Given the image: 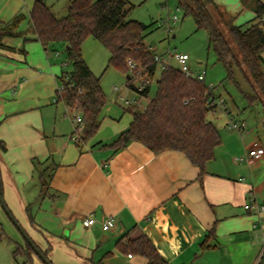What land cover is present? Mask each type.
<instances>
[{"label":"crops","instance_id":"1","mask_svg":"<svg viewBox=\"0 0 264 264\" xmlns=\"http://www.w3.org/2000/svg\"><path fill=\"white\" fill-rule=\"evenodd\" d=\"M71 1H65L64 14L48 7L64 17ZM259 1L264 6V0ZM33 3L0 0V30L17 16L27 21L26 29L17 27L20 37L0 35L1 195L33 245L50 264H147L140 256L129 258L116 246L123 237L144 235L164 264H195L202 251L216 248L211 243L243 258L244 264L254 263L264 233L258 217L264 219V212L258 216L244 206L251 200L264 206V156L254 162L235 163L234 159H247L254 140L264 148L256 120L257 128L247 130L245 123L243 133L228 129L223 133L201 180L197 168L179 152L153 154L130 143L114 153L109 145L131 123L128 108L122 113L129 115L128 121L108 116L111 121L104 130L77 146L55 102L59 77L67 72L65 58L55 56L66 47L58 44L44 50L35 40L28 30ZM243 3L240 0V9L254 12L252 4ZM81 54L86 63L82 46ZM255 105L253 109L264 113V105ZM41 173L49 182L44 193ZM2 216L0 211L1 222ZM85 218L94 219L95 226L83 228ZM109 218L115 228L105 233L101 223ZM11 237L18 244L13 258L22 254L23 264L38 258L33 251L26 253L23 238L18 243Z\"/></svg>","mask_w":264,"mask_h":264},{"label":"trees","instance_id":"2","mask_svg":"<svg viewBox=\"0 0 264 264\" xmlns=\"http://www.w3.org/2000/svg\"><path fill=\"white\" fill-rule=\"evenodd\" d=\"M207 4L206 0H177V9H181L184 16L193 18L197 30L207 32L208 50L214 53L216 62L226 70L227 79L235 84L248 105H264V23L260 21L264 16V6L257 0L254 5L257 22L243 28L233 25L232 19L211 6L214 16ZM131 8L128 0H72L66 16L57 17L40 0H34L32 5L28 30L35 40L44 50H52L58 44L66 47V65H71V71L63 72L59 77L60 89L55 94V102L80 114L82 128L75 140L77 146L95 136L105 106L99 78L92 74L82 58L81 46L87 38H92L107 50V67L116 69L125 78L128 76L126 86L132 92L135 89L133 79L128 74V62L140 67L151 81L155 77V54L144 45L148 26L128 19ZM21 20L22 17L17 16L3 25L0 35L20 37L16 30ZM219 24L233 41L240 61ZM235 67L240 69V83L234 78ZM141 95L148 98L149 88ZM208 99L209 93L204 83L189 79L178 69L168 67L159 73L155 95L145 108H128L131 123L109 147L117 153L130 143H138L153 154L179 152L197 168L201 180L206 165L214 160L215 150L221 145L217 128L207 119L211 111L207 105ZM39 181L41 193H44L49 182L43 173ZM1 237L0 234V241ZM116 246L127 255L140 256L147 264L165 263L144 235L135 239L123 237ZM25 251L29 254L32 249L25 244ZM13 254H16V250Z\"/></svg>","mask_w":264,"mask_h":264},{"label":"rangeland","instance_id":"3","mask_svg":"<svg viewBox=\"0 0 264 264\" xmlns=\"http://www.w3.org/2000/svg\"><path fill=\"white\" fill-rule=\"evenodd\" d=\"M43 1L47 6H51L56 14L65 13L64 6L66 0ZM128 1L132 7L128 19L148 26L144 45L150 51H152L157 57L161 58L164 63L169 64L175 69H178V65L173 57L176 54H186L189 56L188 66L194 74L202 71L206 72L204 84L207 87L212 88L211 93L217 100L223 102V104L218 106L213 112H209L207 115V119L219 130L221 141L223 133H229L226 126L228 122L227 113H229V115L233 117L234 122L244 120L247 130L251 127L257 128L255 125L258 124L259 127L257 128V133L263 138L262 142L264 143V119L261 120V118H264V113H261V111L258 113L257 110L253 109L257 105L254 107L249 106L247 100L243 97L241 92H239L235 84L227 79L226 70L221 64L216 62L214 53L211 50H208L207 32L205 30H197L193 18L191 16H184L183 11L177 9V0ZM206 1L210 11H212L211 6L216 7L223 15L232 19L233 25H242L243 28H246L249 24L257 22L254 18V12L251 9L243 10L242 8H239L240 0ZM243 2V4L247 2L254 6L257 0H243ZM213 15L215 16L214 12ZM174 16L177 17L175 23L172 22ZM215 19L218 21L217 17H215ZM220 26L221 31L224 33L230 46L235 50L237 58L240 61V56L233 41L227 35L226 29L222 27V25ZM26 28L27 21L22 20L18 25V30L22 31ZM82 53L93 75L96 78H100V88L105 96V106L101 114L103 121L98 130L99 132L97 133L104 130L105 124L111 121L108 116L112 118H119L122 116L120 121H128L129 115L122 114L123 110L128 107L119 100L118 95L112 90L114 86L117 87L121 90L120 96L130 101L133 99H140L134 92L126 88L125 75L112 67H107L109 53L100 43L92 38H87L83 42ZM58 54L59 55L55 56V58L62 61L65 58L66 60L64 51L59 50ZM262 55V58H264V52ZM127 68L128 74L131 75L134 82L133 84L136 86L139 83V79H136L135 73L130 70L128 65ZM138 69H140V67ZM65 70L69 72L71 70V65H67V67L65 66ZM233 73L235 80L240 83L242 78L240 69L235 67ZM158 75L159 72H156L149 89L148 98L141 99L143 107L146 106L149 99L155 95L156 79L158 78ZM58 108L62 112L61 118L64 125L71 128L73 132L74 121L75 118L79 116V113L75 111H66L64 106L60 105V103ZM254 119L257 124H254ZM0 211L3 215V223L0 221V234L2 235V240L0 241V264H23L25 263V258L22 254L16 255L15 258L12 257L13 251L18 248V244L15 239H12L11 235L18 240V243H23L22 237L18 234L17 229L13 226L1 205ZM211 244L216 246V248L202 251L195 264H244L243 258L228 254L226 251L218 249L216 244ZM32 259V262L27 264H43L39 258L33 257Z\"/></svg>","mask_w":264,"mask_h":264},{"label":"built area","instance_id":"4","mask_svg":"<svg viewBox=\"0 0 264 264\" xmlns=\"http://www.w3.org/2000/svg\"><path fill=\"white\" fill-rule=\"evenodd\" d=\"M177 21V17L174 16L172 19V22L175 23ZM261 22L264 23V16L261 17L260 19ZM175 62L178 65V70L184 74L185 77L192 79L194 81H197L199 83H204V79H205V75L206 72L202 71L200 73H196L194 74V72L191 71V69L188 66V62H189V56L186 54H176L174 57ZM154 62L156 64V72H161L163 70H165L168 67H171L169 64L164 63L161 58L157 57L156 55L154 56ZM128 67L130 68V70H132L135 73L136 79H139V83L134 86V93L140 98L139 100H135L133 99L132 101L124 99L122 97H120L119 99L123 102V104L128 107V108H137V109H144L145 106L143 107L141 104V99L145 98L141 95V93L146 89L149 88L151 86L152 81L148 78V76L144 75L143 70L138 69L135 64H132L131 62L127 63ZM263 75H264V71H263ZM134 76V77H135ZM133 77V78H134ZM126 88L128 90H130L127 86ZM60 89V88H59ZM113 92L116 93L117 95H119L121 93V90L118 89L117 87H113ZM212 88L207 87V92L209 93V99L207 101V105L208 107L211 109L210 112H213L218 106H220L221 104H223V102L221 100H217L211 93ZM228 114V122H227V129L229 131H236L239 133H243V131L245 130V122L244 121H239V122H234L233 117H231ZM74 128H73V137L72 140L75 141L81 131L82 125H81V116L79 114L78 117L75 118L74 121ZM264 156V148L262 147V145L260 144L259 141L254 140L251 145L250 148L247 152V159H243V158H236L234 159L235 163H241L244 161L247 162H254V161H259L262 157ZM253 201H250V204H247L244 206V209L246 211H249L251 209H254L256 211V213L258 214V216H260V213L264 212V206L263 205H258L256 203H252ZM258 223L259 224H263L264 223V219L258 217ZM82 227L85 229H89L92 228L93 226H95L96 221L92 218H85L82 221ZM257 226V224L254 225V228ZM115 228V223L113 222V220L111 218L104 220V222L101 223V230L103 232H110ZM128 257L130 258L131 255H128ZM264 264V233L262 235V242H261V247L259 250V253L254 261L253 264Z\"/></svg>","mask_w":264,"mask_h":264},{"label":"water","instance_id":"5","mask_svg":"<svg viewBox=\"0 0 264 264\" xmlns=\"http://www.w3.org/2000/svg\"><path fill=\"white\" fill-rule=\"evenodd\" d=\"M129 77L127 76L126 79H128ZM0 205L2 207V209L5 211L6 215L8 216V218L10 219V221L12 222V224L14 225V227L17 229V231L20 233L21 237L23 238V240L26 242V244L32 249V251L35 253V255L42 261L43 264H50L46 258L41 254V252L33 245V243L31 242V240L27 237V235L25 234V232L21 229V227L15 222V220L11 217L10 213L7 211L3 200H2V195H1V185H0Z\"/></svg>","mask_w":264,"mask_h":264}]
</instances>
